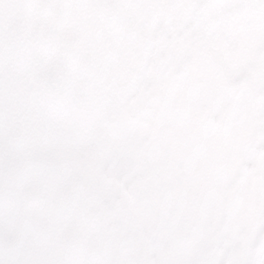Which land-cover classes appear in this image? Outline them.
<instances>
[{
    "label": "snow or ice",
    "instance_id": "1",
    "mask_svg": "<svg viewBox=\"0 0 264 264\" xmlns=\"http://www.w3.org/2000/svg\"><path fill=\"white\" fill-rule=\"evenodd\" d=\"M0 264H264V0H0Z\"/></svg>",
    "mask_w": 264,
    "mask_h": 264
}]
</instances>
